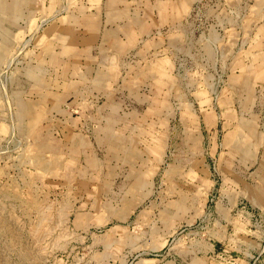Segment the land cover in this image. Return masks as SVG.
I'll use <instances>...</instances> for the list:
<instances>
[{"label": "rangeland", "instance_id": "obj_1", "mask_svg": "<svg viewBox=\"0 0 264 264\" xmlns=\"http://www.w3.org/2000/svg\"><path fill=\"white\" fill-rule=\"evenodd\" d=\"M0 264H264V0H0Z\"/></svg>", "mask_w": 264, "mask_h": 264}]
</instances>
